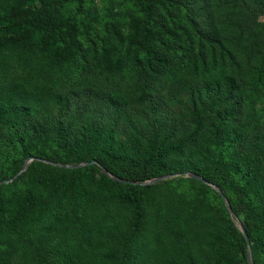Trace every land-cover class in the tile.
Instances as JSON below:
<instances>
[{
  "label": "rangeland",
  "instance_id": "374dc122",
  "mask_svg": "<svg viewBox=\"0 0 264 264\" xmlns=\"http://www.w3.org/2000/svg\"><path fill=\"white\" fill-rule=\"evenodd\" d=\"M177 1L178 8L153 3L152 58L143 48L142 36L132 30L134 21L143 18L139 3L86 0L81 13H76V5H68L59 20L74 23L80 53L65 59L59 46L45 45L41 33H33L29 40L0 51V94L19 88L55 92L69 100L61 123L70 129L99 128L111 135L113 147L136 157L166 138L173 143L185 141L188 159H200L201 165L213 145V127L225 119L231 130L242 132L232 153L235 159L254 158L264 150V0ZM191 21L213 43L201 41ZM204 58L216 61L214 76L197 72ZM226 77L237 86L231 100L224 94ZM213 82L219 87L211 88ZM174 88L187 91L181 109L168 101ZM58 111V103H53L46 114L57 118ZM195 114L203 115L201 127ZM6 134L0 127V170L9 164ZM189 176L174 175L155 183L169 181L151 192L164 216L159 221L145 218L134 251L137 264H167L181 248L187 255L188 239L169 231L172 221L182 232L192 228L217 244L211 226L194 222L203 212H223L227 203L213 186L203 190L195 182L179 180ZM21 189L18 185L12 191L17 194ZM36 192L42 199L39 212L27 222L29 227L46 215L49 195L42 189ZM124 213L123 227L129 221L128 210ZM99 214L98 209H90L77 228L55 236L39 230L18 246L6 238L7 228L0 226V264H111L108 257L114 248L100 229ZM257 264H264V255Z\"/></svg>",
  "mask_w": 264,
  "mask_h": 264
},
{
  "label": "trees",
  "instance_id": "16d2710c",
  "mask_svg": "<svg viewBox=\"0 0 264 264\" xmlns=\"http://www.w3.org/2000/svg\"><path fill=\"white\" fill-rule=\"evenodd\" d=\"M133 1L139 3L143 18L134 21L132 30L142 36L143 48L152 58L153 3L164 8H178L180 3L177 0ZM85 2H1L0 51L29 40L36 32L41 33L43 44L55 43L60 48V56L71 59L80 53L81 47L74 40V23H63L59 17L70 4L76 5V13H81ZM65 24L67 29L63 30ZM191 24L201 41L213 43L193 21ZM215 63L204 58L196 70L204 77L214 76ZM223 81L224 94L231 100L237 86L230 77ZM203 87L208 89V83ZM215 87H219L218 82L211 84V88ZM186 92L172 89L168 96L170 105L177 109L185 107ZM53 103L59 105L57 118L46 114ZM228 108L232 115L233 108ZM68 109V98L55 92L19 88L0 94V127L7 131L9 162L6 170H0V226L7 228L6 238L12 244H26L28 237L39 230L55 236L77 228L88 210L98 209L100 229L114 248L109 262L137 264L134 251L145 218L159 221L164 216L163 208L152 199L151 192L169 181L158 184L153 181L189 174L187 179L179 180L195 182L203 190L213 186L220 191L228 209L203 212L194 222L200 227L211 226L217 244L207 242L192 228L182 232L176 221L170 222L168 229L172 234L188 239V252L185 255V248H181L178 257L167 264H242L241 259L245 264H257L258 258L264 255V150L252 159L237 161L232 153L241 142V131L235 133L221 119L213 127V145L203 156L202 165L200 159H188L185 141L173 143L167 138L150 145L143 157H136L122 147H113L111 135L99 128L72 130L63 125L61 121ZM194 118L201 127L203 115L195 114ZM52 147L56 150L48 151ZM92 161L96 163L80 166ZM3 181L9 182L3 184ZM18 185L22 189L15 194L12 188ZM38 189L49 195L46 215L35 227H29L27 222L39 212L42 197L36 192ZM124 210L129 212L125 227L121 225Z\"/></svg>",
  "mask_w": 264,
  "mask_h": 264
},
{
  "label": "water",
  "instance_id": "95a60500",
  "mask_svg": "<svg viewBox=\"0 0 264 264\" xmlns=\"http://www.w3.org/2000/svg\"><path fill=\"white\" fill-rule=\"evenodd\" d=\"M33 160V159H32ZM96 163V161H92V162H87V163H84V164H82V165H80V166H85V165H92V164H95ZM195 177V176H194ZM165 179V178H164ZM161 180H163V178H160V179H156V180H154L153 181V183H156V182H159V181H161ZM9 181H3L2 183L3 184H6V183H8ZM245 233V232H244Z\"/></svg>",
  "mask_w": 264,
  "mask_h": 264
}]
</instances>
